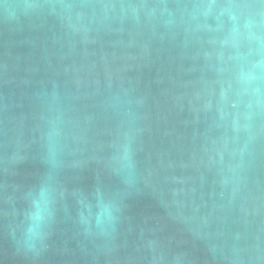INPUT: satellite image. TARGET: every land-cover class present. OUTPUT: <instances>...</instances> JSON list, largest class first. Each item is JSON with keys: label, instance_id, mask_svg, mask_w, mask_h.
I'll use <instances>...</instances> for the list:
<instances>
[{"label": "water", "instance_id": "95a60500", "mask_svg": "<svg viewBox=\"0 0 264 264\" xmlns=\"http://www.w3.org/2000/svg\"><path fill=\"white\" fill-rule=\"evenodd\" d=\"M0 264H264V0H0Z\"/></svg>", "mask_w": 264, "mask_h": 264}, {"label": "clouds", "instance_id": "9594fccd", "mask_svg": "<svg viewBox=\"0 0 264 264\" xmlns=\"http://www.w3.org/2000/svg\"><path fill=\"white\" fill-rule=\"evenodd\" d=\"M44 195H45V192L42 190L41 196L43 197ZM36 218L37 219H42L43 217H42V215H38Z\"/></svg>", "mask_w": 264, "mask_h": 264}]
</instances>
